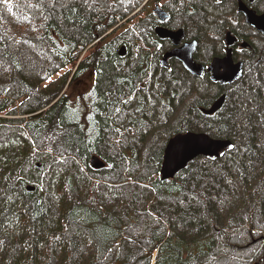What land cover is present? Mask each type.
Returning a JSON list of instances; mask_svg holds the SVG:
<instances>
[{
    "label": "trees",
    "instance_id": "16d2710c",
    "mask_svg": "<svg viewBox=\"0 0 264 264\" xmlns=\"http://www.w3.org/2000/svg\"><path fill=\"white\" fill-rule=\"evenodd\" d=\"M145 1L0 0V124L15 125L0 135V264H264V242L229 243L248 242L253 222L264 235V37L232 0H153L201 57L234 26L260 39L258 65L212 132L199 108L219 90L206 78L179 67L158 86L145 52L131 65L130 51L115 60L117 42L140 48L150 33ZM252 5L264 11V0ZM127 17L131 26L116 27ZM88 70L99 71V94L72 101L70 80ZM194 129L233 145L161 180L166 136ZM92 156L105 167L92 171ZM108 172L111 181L99 177Z\"/></svg>",
    "mask_w": 264,
    "mask_h": 264
},
{
    "label": "flooded vegetation",
    "instance_id": "af4514ba",
    "mask_svg": "<svg viewBox=\"0 0 264 264\" xmlns=\"http://www.w3.org/2000/svg\"><path fill=\"white\" fill-rule=\"evenodd\" d=\"M225 1H227V0H225ZM243 1L249 6V4L246 2V0H243ZM222 2H224V1L219 0V3H222ZM145 4H147V6L149 7L150 13L155 18L154 19L155 21H154V23L151 24V26H146L147 31H150V33H146L147 38L142 39L140 41L142 43V46L140 48H138L139 47L138 41H134V43H133V40H132V43H133L132 45H131V42L129 39H125L124 41H122L121 44H120V42L116 41L117 46H115V50H116L115 60H119V59L123 58L124 56H126L127 52L130 51L131 53H134V55L131 56L132 60L129 61V65H131L130 63H132L134 61V59L135 60L137 59V61L141 60V59H139L140 58L139 55L141 52H145V55L143 56V58H145L146 62H147L146 67H145L146 78L150 77L151 79H154V81L157 82L158 86L161 83L164 85L168 82L166 80V76H170L173 70H175V69L179 70V67H180L185 72H187V71L183 68L181 62L176 60L175 58H168L166 65H164L162 63V61H161L162 58L169 51L172 50L173 45L169 39L159 38L157 33H156V30L161 28V29H166L168 31H173V32L178 31V30L183 31L184 38L181 41V44H184L187 42H192V41L197 42V47H196L195 53L193 54V58H194V61L196 63L202 64L204 66V69H205L204 72L202 73V75L200 77H197V78H201V79L206 78L207 81H209L211 84H213L219 90L215 95L211 96L209 98V100H207L208 104L206 106H200V108H199L200 114L209 120V128L213 132L212 123L216 122L217 120L223 121L225 117H228V111L230 110V104L229 103L231 102L234 104V100H236L238 97V96H236L237 93H239L238 90H240L242 88V85L245 84V83H243L244 80L250 74H253V71H254L253 66L258 65L257 63H258L259 59L253 60L252 58H254V56L257 54V49L255 46L261 45V42L259 41L260 39L258 37L257 38L254 37L255 39H251L252 35L249 33L248 29H246L243 26H234L237 28L236 33L232 29H228L229 30L228 32H230L231 35L233 37H235V42L233 43L232 47H229L226 45L225 37H226V34L228 32L224 31L223 38H222V34H221V38L217 42V43H219V52L214 50V51L210 52L209 54L205 53L206 57H207V59H205V58L197 55V52L199 49V41L197 39L192 38L189 35L187 27L179 26L178 24L172 25L170 23V19H171L170 11H168V8L166 7V5L165 6L163 5L162 1L155 2L153 0H146L144 2L143 6H141L139 8V10L142 7H144ZM232 4H234L235 11L237 13L236 0H232ZM156 7H158V9L165 15V18L163 20H161L159 18V16L157 15V13L155 12ZM249 7H251V5ZM237 14L241 15L239 13H237ZM132 15H130L129 17H131ZM129 17H127L123 20H120L118 22V24L116 25V27L117 26H126L127 27L128 25L131 26L132 24H130V23L125 24ZM226 27L227 26H224V30H226ZM243 43H245L246 45L242 46ZM226 47L232 49L231 57H232L233 63L234 64L242 63V75L239 79H237L236 81H234L232 83L221 84L220 82L212 81V79H211L212 73L210 71H208V67L211 65L213 59L222 58L225 55ZM121 48H124V54H122V55L120 54ZM138 51H140V53H139V55H136V53ZM135 55H136V57H135ZM94 58L100 59L101 57L94 56ZM154 62L156 63V66L154 65ZM154 66H155V68H154ZM188 74L191 75L190 73H188ZM86 75H87V79L89 80V85L91 87V90H94L93 93L99 94L97 91V88H96V83L98 82L97 77L99 75V71L88 70L86 72ZM191 76H193V75H191ZM241 83H243V84L241 85ZM163 97H165V96H163ZM218 102H220V105L213 113H211L209 115L208 114L205 115L202 112V109L211 110ZM167 105H169L168 100H167ZM197 109H198V107H197ZM212 132H208L207 134L214 139L230 140L231 145L227 149H230L232 147L233 140H231L230 138H227V137H225V138L217 137L214 134H212ZM174 135H172V136H174ZM172 136H170V137L168 136L169 138L167 137L165 139V142L167 143V141ZM166 143H165V146H166ZM165 146H164V148H165ZM164 148L162 149V152H161L162 157H163ZM125 154L126 155L129 154V151H127ZM222 154H223V152H222ZM92 171H96V170L92 169Z\"/></svg>",
    "mask_w": 264,
    "mask_h": 264
},
{
    "label": "water",
    "instance_id": "95a60500",
    "mask_svg": "<svg viewBox=\"0 0 264 264\" xmlns=\"http://www.w3.org/2000/svg\"><path fill=\"white\" fill-rule=\"evenodd\" d=\"M225 1V0H220ZM237 13L244 17V22L264 37V12L257 13L253 8L249 7L241 0H236ZM155 12L161 20L165 15L156 7ZM156 33L161 39H169L173 45L163 58L162 63L166 65L168 58H175L180 61L183 68L193 75L200 77L204 72V66L196 63L193 54L196 51L197 42H187L181 44L184 38L183 31H168L166 29H157ZM235 37L230 32L226 34L225 43L232 47ZM246 44L243 43L242 46ZM120 54H124V48H121ZM232 49L226 48V53L222 58L213 59L208 71L212 74V81L221 84L232 83L239 79L242 75V63L234 64L232 60ZM220 105L218 102L211 110L202 109L206 114L213 113ZM231 145L230 140L214 139L207 133L185 132L172 136L166 143L163 150V157L160 165V179L169 180L174 178L179 172L184 170L194 160L204 158H217L221 153ZM90 166L95 170L105 167V163L98 157L92 156ZM27 190H34L33 187H27Z\"/></svg>",
    "mask_w": 264,
    "mask_h": 264
},
{
    "label": "rangeland",
    "instance_id": "374dc122",
    "mask_svg": "<svg viewBox=\"0 0 264 264\" xmlns=\"http://www.w3.org/2000/svg\"><path fill=\"white\" fill-rule=\"evenodd\" d=\"M241 1H243V0H241ZM252 1H254V0H246V2L249 4V6L252 5ZM236 4L238 5V2L237 1H236ZM251 7L254 10L257 11V9L253 5ZM258 13H261V12H258ZM242 21L244 22V18L243 17H242ZM228 31L229 30L227 29L226 32H228ZM222 38H223V35H222ZM203 58L207 59V57H203ZM90 92H91V87L89 85V80L87 79V75L86 74H82L77 80H70V83H69V85H68V87L66 89V94L71 97V100L72 101L77 100L79 98V94H89ZM82 108H83V106L81 107V109ZM88 109L89 108H85L83 110V112H82V119H83V121H84V119L86 117V114L88 113ZM18 117L19 116H17V118ZM13 126H15V125L13 123H11V122H5L3 124H0V128H1L0 129V135L3 136L5 134H8V133L12 132L13 131V128H12ZM188 131L195 132V133H206V132H203L201 130H195V129L194 130H188ZM188 131H181V132H178V133H185V132H188ZM178 133H176V134H178ZM167 137H168V135L166 136V138ZM163 140H164V138H163ZM151 158H153V156ZM146 164H147V169H149V171H150L148 173H150V175L152 176V179H155V178L159 177V172H158V174H156V172L154 170V167L155 166L153 165L152 159H150ZM144 170H146V169H144ZM88 175L90 177L94 178L92 174L88 173ZM109 176H111V173H109V172L108 173H100L99 174V177L100 178H103L105 180L111 181V179H110ZM141 176L139 178H143ZM115 177H116L115 181L113 179H112V181L115 184H117V185L118 184H122L120 182V178L117 179V174L116 173H115ZM127 182L130 183V180H128ZM237 220H238V223L239 224L242 222V221L239 220V218H237ZM262 228L263 227H262V223L261 222H259V221L258 222H253V225L251 227V231L249 233L250 240L248 242L243 243V240H242L241 236L240 235L239 236L237 235L236 237H232L231 239H229V243H231V245L233 247H236L238 249H240L242 247H245V248H248V249L251 248V247H253V246L256 247V246H258V242L259 243H263L264 242V235L261 236L259 234V231ZM130 230H132V228ZM258 240H260V241H258Z\"/></svg>",
    "mask_w": 264,
    "mask_h": 264
},
{
    "label": "snow or ice",
    "instance_id": "6c2138e0",
    "mask_svg": "<svg viewBox=\"0 0 264 264\" xmlns=\"http://www.w3.org/2000/svg\"><path fill=\"white\" fill-rule=\"evenodd\" d=\"M217 3H219V0H217Z\"/></svg>",
    "mask_w": 264,
    "mask_h": 264
}]
</instances>
